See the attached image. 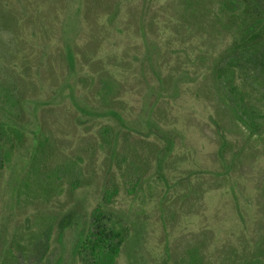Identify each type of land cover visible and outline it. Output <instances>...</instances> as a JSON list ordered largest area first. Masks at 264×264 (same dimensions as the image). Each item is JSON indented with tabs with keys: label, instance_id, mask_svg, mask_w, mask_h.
Instances as JSON below:
<instances>
[{
	"label": "rangeland",
	"instance_id": "obj_1",
	"mask_svg": "<svg viewBox=\"0 0 264 264\" xmlns=\"http://www.w3.org/2000/svg\"><path fill=\"white\" fill-rule=\"evenodd\" d=\"M106 188L116 264H264V0H0V264Z\"/></svg>",
	"mask_w": 264,
	"mask_h": 264
},
{
	"label": "trees",
	"instance_id": "obj_2",
	"mask_svg": "<svg viewBox=\"0 0 264 264\" xmlns=\"http://www.w3.org/2000/svg\"><path fill=\"white\" fill-rule=\"evenodd\" d=\"M259 30L260 25L250 29L253 33ZM116 195V188L105 189L102 202L92 211L87 229L79 235L75 253L81 264L117 263L128 228L106 212V207L112 204ZM250 264H262V260L256 257Z\"/></svg>",
	"mask_w": 264,
	"mask_h": 264
}]
</instances>
